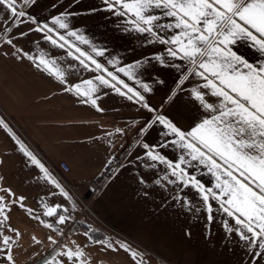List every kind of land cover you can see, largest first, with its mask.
<instances>
[{
	"label": "crops",
	"instance_id": "1",
	"mask_svg": "<svg viewBox=\"0 0 264 264\" xmlns=\"http://www.w3.org/2000/svg\"><path fill=\"white\" fill-rule=\"evenodd\" d=\"M22 4L23 0H18V6ZM23 10L49 25L54 16L69 13L66 22L70 29L82 34L91 44L69 39L93 55L108 71L140 91L150 106L158 110L149 112L135 100L129 101L112 88L99 85L95 80L97 75L111 78L104 72L85 69L67 55L68 49L53 46L41 33L30 32L34 25L26 23L19 30L13 28L12 33L4 32V28L11 26V17L0 6V117L16 137L27 147L36 148L38 157L54 164L64 163L68 167L65 173L74 179L98 178L113 155L119 149L125 150L117 170L104 181L102 190L96 193L90 187L83 193L89 203L86 205L88 216L81 224L91 226L97 236H90L81 226L77 230L88 236L87 244L93 249L90 256L95 260L102 258V264H128L131 252L121 247L127 245L141 254L139 261L149 254L155 258V264H264V255H261L264 249L259 248L258 241L242 240L238 232L225 229L227 222L229 227L244 230L220 209L218 202L212 201L214 219L208 221L205 204L197 191L182 187L179 181L176 184L163 181L164 175L174 179L171 170L146 155L153 147L174 162L185 154V150L170 143L175 137L166 135L169 130L158 122L146 132H139L156 115L167 117L184 131L191 130L208 115L191 95V88L204 81L189 77L188 81L180 83L189 65L168 55L167 48L171 45L150 43L151 37L136 32L129 23L131 16L114 14L104 0H37L35 5L23 6ZM162 22L170 20L165 18ZM18 31L28 35L14 40V48L5 41L18 35ZM58 31L66 34V30ZM92 45L104 50V56H96L91 51ZM16 49H23L35 58L43 54L56 59L66 72L67 83L61 84L54 76L38 70L27 57L18 59L22 53ZM233 50L250 63H264V55L251 41H239ZM157 56L162 57L163 64L155 59ZM120 67L131 71L134 79L118 72ZM88 79L99 86V91L93 94V98L98 97L96 107L83 103L86 98L77 96L74 88L71 92L65 90L75 84L86 90L88 86L83 82ZM142 84H147L151 91H145ZM117 87L125 90L118 83ZM209 99L210 102L216 100ZM144 143L150 148L144 149ZM182 167L205 186L214 188L215 177L203 166ZM157 179H161L160 184L155 183ZM177 196L182 199H175ZM185 201H191V209ZM50 219L51 229L60 232V224ZM98 222L115 237L98 230L93 224ZM44 224L47 223L44 221ZM43 257L41 262L45 264L53 260V252Z\"/></svg>",
	"mask_w": 264,
	"mask_h": 264
},
{
	"label": "snow or ice",
	"instance_id": "2",
	"mask_svg": "<svg viewBox=\"0 0 264 264\" xmlns=\"http://www.w3.org/2000/svg\"><path fill=\"white\" fill-rule=\"evenodd\" d=\"M36 2L37 0H23V4L18 6V0H0V6H3L11 17V26L4 28V32L12 33L13 28L19 30L21 25L26 23L34 25L29 29L30 32L41 33L43 39L53 46L68 49L67 55L85 69L104 72L111 78L106 79L104 75H97L95 80L99 85L112 88L129 101L135 100V103L149 112L158 111L150 106L140 91L108 71L93 55L82 50L69 39L75 38L84 45L91 44V41L82 34L70 29L66 22L69 13L54 16L52 24L49 25L46 22L41 23L35 16L23 10V6L35 5ZM104 3L116 15L131 16L129 23L136 32L151 37L150 43L171 45L167 48L168 55L186 61L189 65L187 73L180 81L181 84L188 81L189 77H199L204 81L191 88L194 100L208 113L195 127L184 131L167 117L156 115L154 120L139 130L140 133L146 132L152 124L158 122L169 130L166 135L175 137L170 143L185 150V154L179 157L178 162L169 160L154 147L146 152L151 161L166 165L167 169L171 170L174 179H170L168 175H164L161 179L168 184H176L179 181L182 187L195 189L205 204L208 221L214 219L215 210L212 201L218 202L220 209L227 216L233 217L235 224L244 230L229 227L227 222L224 223L225 229L228 232H238L242 240L251 243L258 241L259 248L264 249V63L261 65L250 63L233 50V46L239 41H251L253 47L264 55V0H104ZM157 10H159L158 14ZM165 18L170 22L163 23ZM58 29L66 30V34H61ZM165 32L172 34L166 36L163 34ZM27 35V32L18 31V35L8 38L5 42L15 48L14 40ZM16 51L22 53V56L17 57L18 59L27 57L28 60L33 61L38 70L54 76L61 84L67 83L66 72L56 59L46 58L43 54L35 58L23 52V49ZM91 51L100 57L105 54L104 50L95 45L91 46ZM155 59L161 64L164 63L160 56ZM91 65L95 66L94 69ZM132 67L129 66L130 69ZM117 71L124 73L129 79H134L132 72L126 71L124 67L118 68ZM113 81L126 91L117 87V83ZM83 83L88 86L86 90L82 89L80 84L67 87L65 90L71 92L74 88L77 96L86 98L83 103H90L96 107L98 97L93 98V94L99 91V86L94 85L92 79ZM141 87L145 91H151L147 84H142ZM212 97L216 100L210 102L209 98ZM0 126L12 135L20 151L39 168L44 178L54 184L64 197L71 200L69 193L36 155L16 137L2 117H0ZM116 131L120 132L121 129ZM142 147L149 149L150 145L144 143ZM182 165L206 168L207 173L215 177L214 188L205 186L196 175L189 173ZM151 166L154 167L155 164ZM161 179H157L155 183L160 184ZM5 191L10 192V190ZM23 199L20 197L19 201ZM175 199L180 200L182 197L177 196ZM4 200L5 197L0 196V201ZM185 204L191 209V201H185ZM20 207L24 205L20 203ZM60 207V205L48 207L44 215L56 216L59 224H65L72 218L59 215L57 210ZM6 208V204L0 203V213H5ZM27 211L32 212L31 209ZM63 211L67 212L68 209L64 208ZM34 218L38 219V217ZM8 219V215L5 214L0 226ZM45 227L51 229L53 224L47 223ZM11 230L15 235L20 234L14 228ZM0 236H2L6 260L10 264H15L10 254L13 237L3 233H0ZM52 243L57 242L53 240ZM108 247L111 248L112 245L109 244ZM121 247L131 252L134 261L141 255L137 251H132L127 245ZM60 255L73 260L83 257L84 252L67 249ZM46 264H52V261ZM80 264H85V261L81 260ZM136 264H143V261H136Z\"/></svg>",
	"mask_w": 264,
	"mask_h": 264
},
{
	"label": "rangeland",
	"instance_id": "3",
	"mask_svg": "<svg viewBox=\"0 0 264 264\" xmlns=\"http://www.w3.org/2000/svg\"><path fill=\"white\" fill-rule=\"evenodd\" d=\"M27 148L49 169L53 177L59 181L72 199L69 200L64 197L54 184L44 178L39 168L33 165L20 151V147L12 135L0 126V162H2L0 163V196L5 197V200L0 201V203L7 205L5 213H0V221L3 220L5 214L9 217L4 225L0 226V233L13 237L10 254L13 256L15 264H41V260L45 258L43 255L51 252L57 258L48 260L52 261V264H58L57 262L60 264H80L81 260L85 261V264L104 263L102 258L95 260L90 256L93 249L87 244L88 236L77 229H73L77 222L80 221L81 223L88 216L86 205L89 201L84 198L83 193L91 187L97 178L94 180L71 178L65 173L66 171L62 170L61 164L50 163L48 160L38 157L36 148ZM5 190H10V192ZM20 197L24 198L23 201H19ZM20 203L24 207H20ZM56 205L61 206L57 210L59 215L72 218L65 224H60V232L47 228L44 223H41L47 208ZM64 208H67L68 211L64 212ZM28 209H31L32 212L29 213ZM35 216L39 219L34 218ZM50 218L57 221L56 216ZM93 224L101 232H109L112 237H115V234L100 222ZM13 228L18 230L20 234L15 235L11 230ZM53 240L57 243L53 244ZM3 249L2 236H0V264H10L5 258ZM67 249L83 250L84 256L68 260L66 256L60 255ZM146 255L143 261L146 264H155V258L149 254ZM129 256L131 259L129 258L128 264H135L131 254ZM136 261H139L138 257Z\"/></svg>",
	"mask_w": 264,
	"mask_h": 264
},
{
	"label": "built area",
	"instance_id": "4",
	"mask_svg": "<svg viewBox=\"0 0 264 264\" xmlns=\"http://www.w3.org/2000/svg\"><path fill=\"white\" fill-rule=\"evenodd\" d=\"M124 154L125 150L122 151V149H119V151L113 155L111 161L106 165L103 172L96 179V181L92 183L91 190L96 193H99L102 190L104 181L107 180L117 170ZM61 168L64 171H68V167L64 163L61 164Z\"/></svg>",
	"mask_w": 264,
	"mask_h": 264
},
{
	"label": "trees",
	"instance_id": "5",
	"mask_svg": "<svg viewBox=\"0 0 264 264\" xmlns=\"http://www.w3.org/2000/svg\"><path fill=\"white\" fill-rule=\"evenodd\" d=\"M43 220L46 222V223H52V220L50 219V218H48V217H43ZM79 226H81L83 229H86V231H87V233L90 235V236H92V237H94V236H97V234H95V230L91 227V226H89V225H85V226H83L81 223H77L76 225H75V229H78L79 228ZM101 240H102V238H101ZM43 262H41V264H42Z\"/></svg>",
	"mask_w": 264,
	"mask_h": 264
}]
</instances>
